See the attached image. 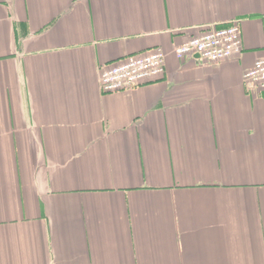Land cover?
<instances>
[{
	"label": "crops",
	"instance_id": "0c3cea01",
	"mask_svg": "<svg viewBox=\"0 0 264 264\" xmlns=\"http://www.w3.org/2000/svg\"><path fill=\"white\" fill-rule=\"evenodd\" d=\"M238 21L218 65L176 48ZM166 73L106 95L103 66ZM264 0H0V264H264Z\"/></svg>",
	"mask_w": 264,
	"mask_h": 264
},
{
	"label": "built area",
	"instance_id": "2783aa9c",
	"mask_svg": "<svg viewBox=\"0 0 264 264\" xmlns=\"http://www.w3.org/2000/svg\"><path fill=\"white\" fill-rule=\"evenodd\" d=\"M179 60L199 56L211 65H218L243 53V36L238 21L226 26L210 25L197 37L176 48ZM166 73L165 54L160 48L109 63L101 69L99 84L103 94L130 93L156 82ZM244 85L264 90V57L256 60L243 77Z\"/></svg>",
	"mask_w": 264,
	"mask_h": 264
},
{
	"label": "water",
	"instance_id": "95a60500",
	"mask_svg": "<svg viewBox=\"0 0 264 264\" xmlns=\"http://www.w3.org/2000/svg\"><path fill=\"white\" fill-rule=\"evenodd\" d=\"M196 58H199V56H196Z\"/></svg>",
	"mask_w": 264,
	"mask_h": 264
}]
</instances>
